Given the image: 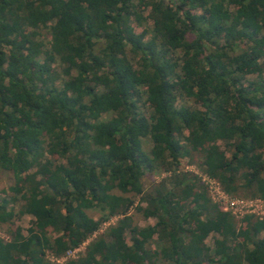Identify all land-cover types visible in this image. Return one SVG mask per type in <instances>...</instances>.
<instances>
[{
    "label": "trees",
    "instance_id": "obj_1",
    "mask_svg": "<svg viewBox=\"0 0 264 264\" xmlns=\"http://www.w3.org/2000/svg\"><path fill=\"white\" fill-rule=\"evenodd\" d=\"M196 150L264 200V0H0V225L33 218L0 264H264V217L238 228Z\"/></svg>",
    "mask_w": 264,
    "mask_h": 264
},
{
    "label": "rangeland",
    "instance_id": "obj_2",
    "mask_svg": "<svg viewBox=\"0 0 264 264\" xmlns=\"http://www.w3.org/2000/svg\"><path fill=\"white\" fill-rule=\"evenodd\" d=\"M144 15L148 13L147 9H144L142 12ZM135 29L137 32H140L144 27L141 25L134 24ZM254 75H250L249 79H253ZM146 146H149V143L146 142ZM201 151L196 150L192 153V157L189 159L188 157L182 159L181 163V171L183 172H188L192 173L194 175H197L201 182L204 184L208 195L210 198L215 201L217 205L222 210H225L229 213H231L234 217V221L237 225L238 228H242L244 226V217L246 215H254L256 217H264V202L263 205H260L259 202H256L255 200L257 197L250 196L246 193H242L241 191L236 193V194H228L225 190H223V194L225 195V198L218 197L215 194V190L212 188L211 182H215L214 187L216 188L217 185L222 189L220 183L218 180L208 177L205 173L202 172L201 167H200V160H201ZM169 176V173L166 171H163L159 174H154L151 176H147L144 178V183H148L151 181H160L162 179H166ZM10 179H7L5 176H0V188L2 187H7ZM118 194H121L120 191L116 190L115 191ZM137 198V197H136ZM92 216L95 219H98L100 217L99 212L96 211H90ZM130 213L133 215L134 222L140 226H145L148 224H154L156 220L154 218H148L145 219L143 218L139 213L135 211L134 208H131ZM118 219V216H112L109 217L105 222H103L100 226L99 231L94 234L91 238H89L86 242H84L79 248L66 253L64 256L59 257L58 260L60 263H64L66 260L76 257L79 253H81L85 246L86 243L96 237L97 235L103 233L109 225L114 224ZM33 218L32 216L28 214H23L21 216H17L14 219V223L9 226L8 224H1L0 225V236H2L5 239H8L11 237V232H15L17 227L22 228L23 232L25 233L26 229L31 225ZM207 244L211 247H213V237L210 235L207 238ZM49 258L54 260L55 257L49 255ZM165 264V263H163Z\"/></svg>",
    "mask_w": 264,
    "mask_h": 264
},
{
    "label": "built area",
    "instance_id": "obj_3",
    "mask_svg": "<svg viewBox=\"0 0 264 264\" xmlns=\"http://www.w3.org/2000/svg\"><path fill=\"white\" fill-rule=\"evenodd\" d=\"M211 186H212V188L215 190V194L218 196V197H221V198H225V195L223 194V189H221L218 185H217V187L215 188L214 187V184H215V182H211ZM213 201V200H212ZM256 202H259L260 203V205H263V202H264V200H262V199H260V198H258L257 197V199L255 200ZM213 202H215V201H213ZM225 211V210H224ZM75 250V249H74ZM73 251V250H72ZM68 252H71V251H68ZM67 252V253H68Z\"/></svg>",
    "mask_w": 264,
    "mask_h": 264
}]
</instances>
